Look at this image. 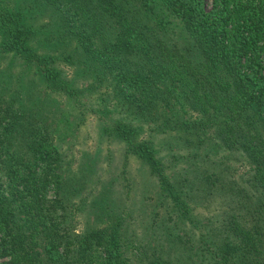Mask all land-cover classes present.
I'll return each mask as SVG.
<instances>
[{"label": "trees", "instance_id": "1", "mask_svg": "<svg viewBox=\"0 0 264 264\" xmlns=\"http://www.w3.org/2000/svg\"><path fill=\"white\" fill-rule=\"evenodd\" d=\"M2 57L33 85L0 94V264H264V0H0Z\"/></svg>", "mask_w": 264, "mask_h": 264}, {"label": "rangeland", "instance_id": "2", "mask_svg": "<svg viewBox=\"0 0 264 264\" xmlns=\"http://www.w3.org/2000/svg\"><path fill=\"white\" fill-rule=\"evenodd\" d=\"M23 68L24 66L19 64L15 58L2 57L0 61V94L3 95L4 100H8L13 94L23 95L24 91H21V89L28 90L33 85L31 72L29 70L22 72ZM65 68L66 67L63 66L64 70H66ZM50 96V99L54 101V109L57 110V114L62 115L58 113V111H67V109H71L72 107L76 109L72 105H65L64 100L57 98L53 93ZM89 100L95 107L100 106V104H98L92 97H89ZM106 110L111 111V108L107 106ZM84 112L85 118L78 130H72L70 129L71 126H68L69 130L68 135L65 136V145H68V143L77 144L79 151L83 149L82 152L86 156L79 155V158L81 159L83 156L82 159H84V162L82 165L88 168V165H93V159L95 156L99 155V157L102 158V152L99 153L102 144L97 145L98 139L97 137H94V114L86 113V111ZM95 115L98 114L95 113ZM111 116L112 114H107L105 117ZM60 131V128L56 129L54 136H57ZM156 143L158 149L162 147L161 140L156 141ZM129 165L130 168L129 173H127V178L130 181L131 189L128 195L129 198L128 200L125 199L126 201H124V203L126 210L133 216V219H127L129 227H132L136 231L137 236H139L145 231L144 224L147 218L145 212L147 210L146 205L151 203V199L144 201L143 198L146 197V195L151 196L148 191L152 190L153 186L150 177L146 174L147 168L140 160L133 157L130 159ZM120 176L123 177V174H120Z\"/></svg>", "mask_w": 264, "mask_h": 264}]
</instances>
